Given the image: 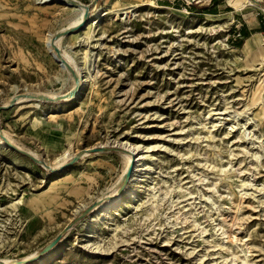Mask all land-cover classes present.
I'll use <instances>...</instances> for the list:
<instances>
[{
	"label": "rangeland",
	"instance_id": "rangeland-1",
	"mask_svg": "<svg viewBox=\"0 0 264 264\" xmlns=\"http://www.w3.org/2000/svg\"><path fill=\"white\" fill-rule=\"evenodd\" d=\"M161 1H96L72 74L79 12L0 0V264H264V2Z\"/></svg>",
	"mask_w": 264,
	"mask_h": 264
},
{
	"label": "bare ground",
	"instance_id": "bare-ground-1",
	"mask_svg": "<svg viewBox=\"0 0 264 264\" xmlns=\"http://www.w3.org/2000/svg\"><path fill=\"white\" fill-rule=\"evenodd\" d=\"M42 1H45V2H47V1H53V2H56V3H63V5H67V6H70V7H74L73 9H75L76 11H78L79 12V15L77 16V18L76 19H74L73 21H71L70 23H69V25H67V26H65L63 29H62V31L61 32H58V33H56L55 35H50V36H47L46 37V40H45V46H46V48L50 51V54H51V56H52V58L56 61V62H58L59 64H60V66H62V67H67V62H65V60L63 59V55L60 53V50H59V53L60 54H58V53H56V51H55V48H58L59 49V45H58V42L60 41V39L61 38H63L64 36H62V35H60V37H57L56 35L57 34H61V33H64V32H66V31H70L71 29H74V28H76V27H79L80 25H83V24H86V23H88V24H90V26H95V25H97V23L99 22V20L101 19L100 18V15H101V8L99 7V6H96V7H94L93 8V10H92V13H91V15L87 18V17H85L84 15H85V6L86 5H82V6H79V2H77V1H75V0H42ZM249 2V1H248ZM255 1H250V5L251 6H253V7H255V6H257V4L256 3H254ZM75 3V4H74ZM55 53V54H54ZM65 53V52H64ZM66 56H67V54H65ZM68 58H70V57H68L67 56V59ZM68 61H69V59H68ZM69 63V62H68ZM75 72V71H74ZM75 75H76V78L78 79V83H79V87H78V83H75V79H74V77L72 76V78H73V86H72V88L66 93V94H63V95H59V96H54L53 94H50L49 95V97H52V98H54L52 101H55L57 98H59V97H61V98H63V97H65L66 98V100H74L75 98H76V96L78 95V93H79V91H80V89L83 87V83L85 82V80L84 81H82V78H80V76H79V72L76 70V72H75ZM264 88V87H263ZM261 93V92H260ZM262 95V94H261ZM45 96H48V95H45ZM29 98H33V97H30V95L28 96ZM40 98H42V95H36L33 99L34 100H36V101H39L40 100ZM52 98H50V99H52ZM32 99V100H33ZM260 99H262V96H260ZM21 100H24L25 101V99H23V95H21V96H18V97H15L14 99H11L9 102H11V101H14V102H16L17 101V103H20L21 102ZM28 101V100H27ZM8 102V103H9ZM7 103V104H8ZM6 104V105H7ZM125 146V145H124ZM128 148H129V152L127 153V155L124 157L125 158V165H124V169H123V175H121V176H123V180H124V174L126 173V171H127V169H128V167H129V164H130V162H131V160H132V158H134L135 159V165H134V168H133V172H132V174H131V176L129 177V179H128V181L126 182V184L124 185V187L125 186H127V185H129L130 183H131V181H130V179L132 178V176H133V174H134V172H135V170H136V167H137V163L139 162V159H140V157H137L136 155V148L135 147H132V146H128ZM18 149V148H17ZM19 150V149H18ZM125 152V151H124ZM81 153H77V154H75V155H73L72 157H74V156H78V155H80ZM71 157V158H72ZM70 158V159H71ZM66 163V162H65ZM64 163V164H65ZM63 164V165H64ZM62 165V166H63ZM61 166V167H62ZM61 167H59L58 169H60ZM127 187H129V186H127ZM127 187H125L126 188V192H125V194L127 195V196H132V192H131V190H129V189H127ZM98 201L99 202H97L96 204H94L92 207H91V211L92 212H95V211H98V210H108V209H110V208H113L114 206H116V204H117V202L119 201V194H117V195H114V196H105V197H103V198H101V199H98Z\"/></svg>",
	"mask_w": 264,
	"mask_h": 264
},
{
	"label": "water",
	"instance_id": "water-1",
	"mask_svg": "<svg viewBox=\"0 0 264 264\" xmlns=\"http://www.w3.org/2000/svg\"><path fill=\"white\" fill-rule=\"evenodd\" d=\"M74 4H75V3H74ZM78 4H79V6H82V5H83V4H81V3H78ZM88 12H89V6H85V15H84L85 17L88 16ZM77 28H78V27H76V28H74V29H71L70 31H66V32H64V33H61V34H57L56 36H57V37H60V35L65 36L66 34H68V33H70V32H74V31H76ZM55 51H56V53L60 54L58 48H55ZM67 68L71 71V68H70L69 65H67ZM71 72H72V71H71ZM72 74H73V72H72ZM78 82H79L78 79L75 78V83H78ZM78 87H79V83H78ZM59 98H60V97H59ZM59 98H57V99H59ZM44 99L49 100V101L53 100V99H50L49 97H44ZM0 109H6V106H0ZM12 148L17 149V148H15L14 146H12ZM99 151H103V148H102V147H100V148H91V149H89V150H86V152H99ZM78 158H79V156H74V157H72V158H71L69 161H67V162H66V163H65L60 169L63 170V169L68 168L69 166L73 165V164L78 160ZM34 160H36V159H34ZM36 161H37V160H36ZM134 165H135V159L132 158V160H131V162H130V164H129V167H128L126 173L124 174V181H125V182H127L128 179H129V177L131 176V174H132V172H133ZM121 190H122V189H121ZM97 202H99V201H97ZM97 202H96V203H97ZM96 203H95V204H96ZM89 209H91V207H89L88 210H89ZM58 240H59L58 237H57L56 239H54L49 245H47V246L45 247V249L43 250L42 253H44V252H46L47 250L51 249V248H52V247L58 242Z\"/></svg>",
	"mask_w": 264,
	"mask_h": 264
},
{
	"label": "crops",
	"instance_id": "crops-1",
	"mask_svg": "<svg viewBox=\"0 0 264 264\" xmlns=\"http://www.w3.org/2000/svg\"><path fill=\"white\" fill-rule=\"evenodd\" d=\"M75 1H77V2H79V3H81V4H83V5H86V6H89V7H91V6H93V5H95V6H97L96 4H97V2L96 1H98V0H75ZM169 0H162L161 2H168ZM260 2H264V0H260L259 1V3ZM260 5V4H259ZM94 6V7H95ZM214 9V8H213ZM251 22V23H250ZM264 24V23H263ZM240 26H241V28H239V33L241 32V31H243V33H245L247 36V38L249 37V36H253V35H257V34H260V35H263V27L261 26V24H260V21L259 20H252V21H246L245 23H241L240 24ZM245 39V38H244ZM243 39V40H244Z\"/></svg>",
	"mask_w": 264,
	"mask_h": 264
},
{
	"label": "trees",
	"instance_id": "trees-1",
	"mask_svg": "<svg viewBox=\"0 0 264 264\" xmlns=\"http://www.w3.org/2000/svg\"><path fill=\"white\" fill-rule=\"evenodd\" d=\"M240 33H241V34H240ZM240 33H239V36H240V35H243V39H244V38H247V37H246L247 35H246L245 33H243V31H241Z\"/></svg>",
	"mask_w": 264,
	"mask_h": 264
}]
</instances>
